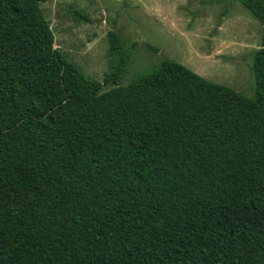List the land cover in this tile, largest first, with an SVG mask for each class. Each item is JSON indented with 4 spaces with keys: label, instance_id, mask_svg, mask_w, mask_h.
Segmentation results:
<instances>
[{
    "label": "trees",
    "instance_id": "trees-1",
    "mask_svg": "<svg viewBox=\"0 0 264 264\" xmlns=\"http://www.w3.org/2000/svg\"><path fill=\"white\" fill-rule=\"evenodd\" d=\"M0 0V264H264V0L249 98L163 61L126 85Z\"/></svg>",
    "mask_w": 264,
    "mask_h": 264
},
{
    "label": "rangeland",
    "instance_id": "rangeland-1",
    "mask_svg": "<svg viewBox=\"0 0 264 264\" xmlns=\"http://www.w3.org/2000/svg\"><path fill=\"white\" fill-rule=\"evenodd\" d=\"M40 9L54 35L53 48L91 80L102 83L117 69V54L111 51L116 38L127 56L125 72L103 91L172 61L254 96L252 63L262 26L237 1L46 0Z\"/></svg>",
    "mask_w": 264,
    "mask_h": 264
}]
</instances>
